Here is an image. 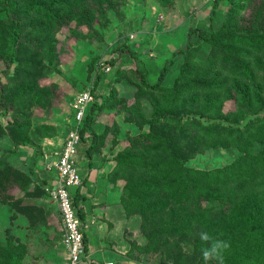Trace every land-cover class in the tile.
Returning a JSON list of instances; mask_svg holds the SVG:
<instances>
[{"label":"trees","instance_id":"obj_1","mask_svg":"<svg viewBox=\"0 0 264 264\" xmlns=\"http://www.w3.org/2000/svg\"><path fill=\"white\" fill-rule=\"evenodd\" d=\"M221 1L224 0H212L210 22ZM109 2L0 0L2 43H12L10 57L0 50V62L9 70L16 56L32 50L35 53L31 63L36 52L47 48L43 35L51 28L72 23L78 28L92 15L86 7L101 14ZM227 2L229 6L217 28L212 24L209 28H189L185 46L173 52L153 83L148 81L149 69L135 56L134 49L129 45L117 47L118 53L135 58L132 70L139 90L171 97L170 104H156V117L149 123L154 131L132 136L114 154L107 173L111 180L124 181L120 201L127 215L138 214L141 218L145 243H135V248L139 253L158 252L171 260L164 264H204L201 253L207 244L199 239L201 231L230 244L223 253L224 264H264V0ZM36 33L41 36L34 37ZM192 35L209 45L206 61L193 64L186 57L173 85H161L176 56H185L193 46ZM45 44L54 45L51 41ZM22 65L17 66L16 74L8 76L12 84H1L0 89V110L12 112L1 134L17 146L32 141L28 108L31 100L39 99L37 78L44 69L39 67L35 78L32 69L21 68ZM95 67L97 72L90 88L94 100L80 128L81 143L90 139L83 154L88 169L100 151L103 135L93 133L87 138L85 133L94 127L98 110L111 99L110 93H94L104 71ZM20 80L18 90L15 82ZM192 89L194 95L189 97ZM95 97H101V102L97 103ZM228 99L234 102V109L224 112L223 104ZM20 102L24 107L20 108ZM187 145L192 149L184 155ZM209 148H235L239 153L231 162L213 168L187 163L188 158ZM18 174V169L8 164L0 167V202L9 197L11 185L24 182ZM82 186L72 198L76 214L85 223L86 212L80 206L85 200ZM87 241V231L83 230L85 253ZM25 255L26 246L19 239L9 235L6 241L0 240V264H24ZM127 257L135 259L133 255Z\"/></svg>","mask_w":264,"mask_h":264},{"label":"rangeland","instance_id":"obj_2","mask_svg":"<svg viewBox=\"0 0 264 264\" xmlns=\"http://www.w3.org/2000/svg\"><path fill=\"white\" fill-rule=\"evenodd\" d=\"M212 3L211 0H110L109 4L105 3L104 12L101 14L86 7L85 10L92 11V15L78 28H75L74 23L63 25L59 29L52 26L43 37L45 43L51 41L54 45L48 46L43 42L47 48L36 52L31 63L30 58L35 53L32 50L23 51L16 56L9 70H6L7 65L0 62V89L1 84H12L13 81H10L8 76L16 74L20 63H23L21 68H31L35 78L38 76L39 67H44L42 74L37 78L39 99L36 97L31 100L28 108L32 137L28 145L17 146L5 134H1L8 119H11L12 112L0 110V167L8 164L17 168L18 176L23 177L24 181L11 185L9 197L0 202V240L6 241L11 235L24 243V264L67 262L58 210L52 218L50 217L48 223L38 214L42 204L55 205L45 189L51 184L41 182L45 179H41L39 175L38 161L42 160L41 166L43 164L47 169L46 165L55 159L51 156H55V151H60L63 139L73 125L71 102L77 94L91 88L97 72L96 62L101 58L106 62L114 60L108 62L109 71H102L101 80L94 92L96 95L110 93L111 99L109 104L95 114L94 127L87 129L85 134L88 135L87 138L93 133L103 135L100 151L95 158L99 159L104 167L110 166L111 169L112 157L117 150L128 144L132 136L154 131L155 128L149 123L156 117V104L171 103V97L139 90L132 70L136 65L135 58L125 52L118 53L117 47L129 45L134 49L135 56L149 69L148 81L153 83L173 52L185 46L189 28H209L211 24L217 28L220 25L229 6L228 2L224 0L219 3L210 22ZM249 7L252 5L248 6L247 10ZM35 20L37 21L38 17H35ZM38 23L40 25V22ZM39 31H42V28ZM3 33L4 29L1 27L0 50L8 58L11 56L12 43L3 45ZM33 36L39 38L41 34L36 33ZM191 39L193 46L185 56H176L174 65L161 81V85H173L175 77L180 73V64L186 57L193 64L206 61L209 45L198 42L196 35H192ZM15 83L19 90L21 80ZM193 92L195 91L192 89L189 97L194 95ZM95 100L100 103L102 98L95 97ZM19 106L24 107L22 102ZM233 109L234 102L231 99L225 100L223 111ZM43 142L46 148H43ZM89 142L90 139L80 143L77 162L83 176L81 193L86 194V201H83L81 206L84 207L85 204L87 208L85 230L91 244H98L100 248L108 251L107 254L113 251L116 255H133L135 259L130 260L139 264L171 263L170 259L158 252L139 253L135 248L134 244H144L145 238L141 232L139 215H127L120 201L124 192L122 179L111 180L107 176L109 170L104 169L103 172L92 174L91 180L86 182L91 170L88 169L83 154ZM191 149L188 145L184 146V155ZM238 153L235 148H209L188 158L187 163L198 168H213L231 162ZM14 181L16 179L12 180V183ZM22 215L29 218L28 224ZM87 263V258L81 261V264Z\"/></svg>","mask_w":264,"mask_h":264},{"label":"built area","instance_id":"obj_3","mask_svg":"<svg viewBox=\"0 0 264 264\" xmlns=\"http://www.w3.org/2000/svg\"><path fill=\"white\" fill-rule=\"evenodd\" d=\"M96 66L105 71L110 70L106 60L102 58L96 62ZM93 100L94 96L90 89L73 98L71 102L73 127L68 130L56 159L46 165L47 169L54 172L51 185L45 189L60 213L63 226L62 243L67 254L66 264H80L87 257L83 242V230L87 225L76 214L72 196L83 182L77 162L78 147L81 143L80 128Z\"/></svg>","mask_w":264,"mask_h":264},{"label":"crops","instance_id":"obj_4","mask_svg":"<svg viewBox=\"0 0 264 264\" xmlns=\"http://www.w3.org/2000/svg\"><path fill=\"white\" fill-rule=\"evenodd\" d=\"M44 139L47 140L49 138H44ZM43 145H44V142H43ZM43 148H46V146L44 145ZM45 152H46V149H45ZM55 152H56L55 156H51V157H54L56 159V154L59 153V152H57V151H55ZM78 153H79V151H78ZM46 156H47V154H46ZM41 161H38V165H39L38 169L40 170L39 175H40L41 179H45L46 183L49 184V183L52 182V180L54 178V172L53 171L52 172L49 171L50 169L49 170L46 169V167H44L43 164L41 166ZM109 168H110V166L109 167L108 166L104 167V165H102L100 163L99 159L95 158V156H94L93 159H92V167L89 169L91 171H90L89 177L87 179L88 181H86V182H89V180H91L90 178L92 177V174L94 175L95 173L103 172L104 169L107 171V170H109ZM84 196H85V200L84 201H86V194ZM81 204L83 205V201L81 202ZM81 204H80V206H81ZM55 205H53L51 203H49V204L44 203V205L43 204L41 205V210L38 211V214L42 216V218H43V220L45 222L48 223L49 220H51L50 217L52 218V215L55 214L54 212H57L58 209H57V207ZM81 207L83 208L84 211L87 210V208L85 207V204H84V207L83 206H81ZM58 214L60 215L59 210H58ZM22 217L25 218V220H26V222L28 224L29 223V221H28L29 218H26L24 215H22ZM86 217H87V214H86ZM62 234H63V232H62ZM87 246H88V250L86 252V255H87L86 258L88 259V262H90V261H100L102 264H106V263H109V262H111L112 264H129V263L131 264V262H133V261L130 260V258L127 257V255H125L123 253L121 255L120 254L116 255L115 252H113V251L110 252L109 251L110 253L107 254L108 251L104 250V248H100L98 246V244H96V245L91 244V239H89V238H88V241H87ZM117 259H119V260H117ZM132 264H139V263L138 262H133Z\"/></svg>","mask_w":264,"mask_h":264},{"label":"clouds","instance_id":"obj_5","mask_svg":"<svg viewBox=\"0 0 264 264\" xmlns=\"http://www.w3.org/2000/svg\"><path fill=\"white\" fill-rule=\"evenodd\" d=\"M198 235L199 239L207 244L201 253L204 264H224L223 253L229 249L230 244L225 240L213 238L206 231H201Z\"/></svg>","mask_w":264,"mask_h":264}]
</instances>
